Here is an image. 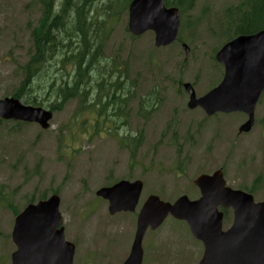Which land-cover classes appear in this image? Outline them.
<instances>
[{
  "label": "rangeland",
  "instance_id": "rangeland-1",
  "mask_svg": "<svg viewBox=\"0 0 264 264\" xmlns=\"http://www.w3.org/2000/svg\"><path fill=\"white\" fill-rule=\"evenodd\" d=\"M116 1L108 11L105 3H95L90 16L97 31L87 34L96 67L88 96L60 101L58 89L72 82L74 65L67 62L64 70L47 62L21 101L33 96L34 106L55 104L51 127L0 120V264H12L17 214L54 193L61 198L66 238L77 246L74 264H122L145 199L157 194L173 202L185 194L195 200L199 174L223 169L228 186L254 188L255 200H264V95L252 130L240 133L244 114L207 116L201 108L190 109L183 87L190 82L202 96L220 83L223 66L215 52L228 37L226 11L241 0H196L181 10L180 40L162 48L155 47L154 32L129 31V2ZM42 13L40 0H0V100L21 87L31 32ZM52 79L57 81L50 88ZM138 179L144 189L136 211L111 215L109 202L96 192ZM232 219L227 210L224 228ZM143 246V264H198L203 254L187 224L172 217L148 231Z\"/></svg>",
  "mask_w": 264,
  "mask_h": 264
},
{
  "label": "water",
  "instance_id": "water-1",
  "mask_svg": "<svg viewBox=\"0 0 264 264\" xmlns=\"http://www.w3.org/2000/svg\"><path fill=\"white\" fill-rule=\"evenodd\" d=\"M180 11L167 8L165 0H133L129 5V30L140 36L148 30L155 32V45L167 46L178 36ZM188 55L190 49L183 44ZM224 64L221 83L202 97H197L193 86H184L189 92L188 106L202 107L208 115L216 112L243 111L249 120L240 127L248 132L254 125V110L264 91V29L252 35H240L226 43L216 54ZM53 114L39 107L26 106L16 98L0 100V117L37 122L49 127ZM201 197L190 200L180 196L174 203L151 195L144 202L137 222V231L129 257L123 264H142V242L146 231L158 228L168 215L187 222L191 233L204 244L199 264H264V201L242 190L226 185L224 173L200 174L195 179ZM143 189V182L121 180L103 187L97 194L110 202L111 214L135 211ZM231 207L232 225L223 230L224 213L219 207ZM60 197L28 205L16 218L13 241L17 250L13 264H73L75 245L66 240Z\"/></svg>",
  "mask_w": 264,
  "mask_h": 264
},
{
  "label": "trees",
  "instance_id": "trees-1",
  "mask_svg": "<svg viewBox=\"0 0 264 264\" xmlns=\"http://www.w3.org/2000/svg\"><path fill=\"white\" fill-rule=\"evenodd\" d=\"M43 6L42 17L37 26L31 32L32 52L29 60L25 63L22 70L24 80L21 87L13 93L17 98H23L27 92L33 89V79L40 75V71L45 69V64L55 62L61 69H66L67 62L74 65L73 80L71 83L64 81V89L59 87L58 94L60 101H67L79 95L88 96L90 87L88 84L91 79V71L96 69L90 56L93 47L87 40V34L96 32L95 17L92 19V12L96 14L94 4H103V9L108 11L115 8L119 2L115 0H40ZM131 0H125L130 2ZM196 0H166L168 6H177L182 11L190 8ZM109 3V6H108ZM76 21V22H75ZM76 23V24H75ZM103 25V22L101 23ZM70 26H72L70 28ZM224 27L227 28L225 41H228L242 34H252L264 29V0H241L235 6L226 11ZM69 30V32H67ZM65 33L64 36H61ZM77 38V44H73ZM61 47L66 49L61 51ZM71 48V49H67ZM63 53L64 59L57 58ZM59 59V60H57ZM66 61V63H65ZM57 71V70H56ZM114 72H108V78ZM56 79H52L50 88H53ZM100 82H105L101 80ZM88 89V90H87ZM25 103L33 104L37 97H29ZM55 104L51 109L55 110ZM59 108V106L57 107ZM140 139L136 143H139ZM252 191H255L253 188Z\"/></svg>",
  "mask_w": 264,
  "mask_h": 264
},
{
  "label": "bare ground",
  "instance_id": "bare-ground-1",
  "mask_svg": "<svg viewBox=\"0 0 264 264\" xmlns=\"http://www.w3.org/2000/svg\"><path fill=\"white\" fill-rule=\"evenodd\" d=\"M231 152V151H230Z\"/></svg>",
  "mask_w": 264,
  "mask_h": 264
}]
</instances>
